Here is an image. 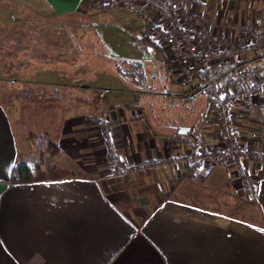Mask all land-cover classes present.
Segmentation results:
<instances>
[{"label": "crops", "instance_id": "1", "mask_svg": "<svg viewBox=\"0 0 264 264\" xmlns=\"http://www.w3.org/2000/svg\"><path fill=\"white\" fill-rule=\"evenodd\" d=\"M38 1L53 15L81 11L85 1L88 11L136 9L159 48L142 39L155 50L164 100L180 101L183 87L192 89L198 78H206L202 68L193 82L181 83L178 62L154 29H167L168 23L137 0ZM97 1L101 4L92 3ZM185 12L203 18L214 13L215 35L246 46L248 26L264 23V0H186L180 19ZM252 55L246 50L233 62ZM263 76L264 67L251 74L248 84ZM173 85L178 89L173 91ZM232 90H239L236 83L229 85ZM5 95L0 100V264H264V86L238 104L233 116L240 142L263 158L243 162L253 199L239 195L241 181L230 158L192 166L196 154L219 144L214 109L208 121L177 136L174 125L155 123L142 106L112 107L101 117L113 115L117 123L104 137L95 115H66L53 101L31 98L23 107L14 95L10 100ZM45 104L48 113L41 112ZM204 106L201 101L199 107ZM28 109L36 111L35 118ZM40 138L57 148L53 155L44 152L54 165L34 169L31 182L10 180L19 160L40 154Z\"/></svg>", "mask_w": 264, "mask_h": 264}, {"label": "rangeland", "instance_id": "2", "mask_svg": "<svg viewBox=\"0 0 264 264\" xmlns=\"http://www.w3.org/2000/svg\"><path fill=\"white\" fill-rule=\"evenodd\" d=\"M40 2L0 1V100L3 94L6 100L14 95L13 101L23 103V107L29 98L33 102L53 101L66 115L84 112L99 117H94V122L102 132L106 123L101 116L112 107L142 106L161 126L188 114L181 101L161 96L165 86L156 71L155 50L142 41L148 24L136 9L107 6L88 11L85 1L81 11L53 15ZM140 68L145 83L137 88L139 80H134L137 75L133 71ZM13 79L17 87L10 92ZM37 79L42 83L35 82ZM171 88L174 91L177 87ZM47 106L42 105L45 110L41 112L48 113ZM26 111L35 118L36 111ZM111 116L109 120L117 123ZM47 159L42 166L54 165L49 156Z\"/></svg>", "mask_w": 264, "mask_h": 264}, {"label": "built area", "instance_id": "3", "mask_svg": "<svg viewBox=\"0 0 264 264\" xmlns=\"http://www.w3.org/2000/svg\"><path fill=\"white\" fill-rule=\"evenodd\" d=\"M137 1L168 23L167 29L157 30L156 27L154 29L165 42L170 58L178 62L182 74L180 81L183 85L193 82L203 66L212 63L233 62L246 50L253 53H264V23L260 21L248 26L247 45L241 46L215 35L213 31L216 24L214 13L203 18L196 13L185 12V17L180 19V13L185 9L186 0ZM231 28L237 29L238 27L232 25ZM207 86L216 98L213 117L219 129V144L196 154L192 158L194 162L192 166H197L203 161L230 158L240 177L239 192L249 199H253V182L243 162L248 157L259 161H262L263 158L260 153L240 142L235 132L233 116L238 104L247 102L252 93L262 90L264 76L256 80L251 89L232 90L224 98L211 81L207 80ZM104 120L106 126L103 132L108 135L116 123L109 119ZM110 159L112 165L119 168L115 155L111 154ZM191 168L194 173L193 167Z\"/></svg>", "mask_w": 264, "mask_h": 264}, {"label": "trees", "instance_id": "4", "mask_svg": "<svg viewBox=\"0 0 264 264\" xmlns=\"http://www.w3.org/2000/svg\"><path fill=\"white\" fill-rule=\"evenodd\" d=\"M2 34L3 31L0 35ZM142 39L153 47L158 48V46L151 40L146 31H143ZM7 52L8 51H6V53ZM164 63L167 64L166 61ZM164 67L165 69L169 68L166 65ZM263 67L264 53H253L251 57L237 62H222L203 66L202 68L206 75V78H198V83L195 87L181 92L182 99L180 101L185 106L184 110H187L186 113L195 116L193 117L194 120L190 119L188 117V114H180L179 119H173L169 124L175 126L176 135L183 136L179 133V129L181 127H190L191 131H193V129L198 127V125L200 124L199 121H208V119L211 117L216 98L211 92L210 88L207 86V80L211 81L218 88V90L225 95L228 94L229 85L232 83H236L240 91H246L251 89V86L248 84V80L251 74ZM133 74L137 75L134 80H139L136 87L142 88L145 83L143 69H137L133 71ZM150 86L151 85H149V88ZM201 101L202 103H205V106L202 108L199 107ZM35 138L36 135H30L31 142H34ZM38 140H40L41 142L40 151H37L40 152V154L38 156L34 155L32 158H22L21 160H19L12 168L10 180L19 182L33 181L35 177L34 169H39L45 162L44 152L50 150V154L52 155L57 152V148L51 141H48L45 138H40Z\"/></svg>", "mask_w": 264, "mask_h": 264}, {"label": "water", "instance_id": "5", "mask_svg": "<svg viewBox=\"0 0 264 264\" xmlns=\"http://www.w3.org/2000/svg\"><path fill=\"white\" fill-rule=\"evenodd\" d=\"M224 97H225V94L222 95V98H224ZM189 131H190V128H188V127H181L179 129L180 134H187Z\"/></svg>", "mask_w": 264, "mask_h": 264}]
</instances>
